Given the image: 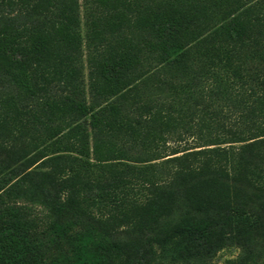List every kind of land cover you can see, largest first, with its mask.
<instances>
[{"label":"trees","instance_id":"trees-1","mask_svg":"<svg viewBox=\"0 0 264 264\" xmlns=\"http://www.w3.org/2000/svg\"><path fill=\"white\" fill-rule=\"evenodd\" d=\"M264 264V0H0V264Z\"/></svg>","mask_w":264,"mask_h":264},{"label":"rangeland","instance_id":"rangeland-1","mask_svg":"<svg viewBox=\"0 0 264 264\" xmlns=\"http://www.w3.org/2000/svg\"><path fill=\"white\" fill-rule=\"evenodd\" d=\"M238 254L236 249H225L217 255L215 264H224L227 260L236 258Z\"/></svg>","mask_w":264,"mask_h":264}]
</instances>
